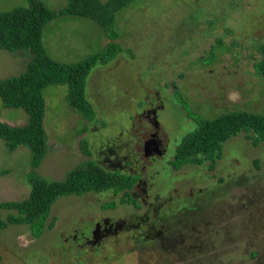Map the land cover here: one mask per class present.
I'll list each match as a JSON object with an SVG mask.
<instances>
[{
    "label": "rangeland",
    "instance_id": "374dc122",
    "mask_svg": "<svg viewBox=\"0 0 264 264\" xmlns=\"http://www.w3.org/2000/svg\"><path fill=\"white\" fill-rule=\"evenodd\" d=\"M114 30L120 36L118 42L129 50L110 64L97 66L90 75L87 92L96 108L94 121L85 124L81 114L69 107L67 86L46 89L49 149L36 170L38 175L64 181L71 171L89 160L99 162L102 150L112 148L134 163L152 194L156 186L150 175L155 168L145 145L156 131L155 119L163 145L173 148L175 155L183 138L197 128V116L212 119L230 111L264 114V78L254 71L257 48L264 44V0H136L118 14ZM101 32L87 58L107 48V33ZM19 74L13 64L0 66V77ZM0 114L3 121L14 123L16 114L26 113L3 108L0 99ZM85 142L91 158L82 153ZM18 149L10 152L0 141V172H9L0 176V203L20 202L29 196L31 152L26 147ZM173 168L171 163L168 172L180 189L188 191L215 189L219 177L232 181L233 196L215 208L225 210L224 204H231L237 215L226 212L223 221L239 224L244 204L250 202L248 211L258 214L253 220L264 223L259 216L264 215V142L254 147L244 134L229 140L212 172L208 163L186 166L176 173ZM100 199L93 192L58 199L49 219L54 228L39 238L32 236L27 225L0 228V264H137L134 255L108 261L80 257L77 242L83 234L89 235L102 209H115L110 204L103 208ZM11 214L15 212L0 209L3 221ZM238 231L236 242L226 243L220 251L225 257L211 254L203 261L189 258L186 264H264V224ZM252 252L259 256L253 258Z\"/></svg>",
    "mask_w": 264,
    "mask_h": 264
},
{
    "label": "trees",
    "instance_id": "16d2710c",
    "mask_svg": "<svg viewBox=\"0 0 264 264\" xmlns=\"http://www.w3.org/2000/svg\"><path fill=\"white\" fill-rule=\"evenodd\" d=\"M136 0H69L59 11L48 8L40 0H28V6L11 12L0 13V50L15 53L30 51L33 60L26 71L8 79H0V99L3 108L23 110L28 122L23 127H11L0 122V140L10 152L26 147L31 152L32 172L27 175L30 185L29 196L20 202L0 203V209L15 212L6 221L0 218V228L9 225H27L34 238L52 230L49 223L53 205L58 199L82 196L87 193L113 192L115 195L133 185V179L107 171L94 160L71 171L64 181H50L38 175L48 154V136L45 128L46 97L49 87L67 86V102L76 113L81 114L85 124L97 117L96 108L88 97L87 87L91 73L101 65L114 61L125 50L118 42L115 32L118 14ZM76 17L89 19L103 28L108 36L107 48L77 63H62L54 60L42 43L45 27L58 18ZM258 50L254 63L256 75L264 78V44ZM131 55L133 56L131 50ZM1 115V114H0ZM197 128L185 136L177 149L175 168L187 165L209 164L214 171L222 159L224 145L231 139L244 134L254 147L264 142V114L249 111H230L212 119L197 116ZM82 153L91 158L89 143L85 142ZM0 172V176L8 175Z\"/></svg>",
    "mask_w": 264,
    "mask_h": 264
},
{
    "label": "flooded vegetation",
    "instance_id": "af4514ba",
    "mask_svg": "<svg viewBox=\"0 0 264 264\" xmlns=\"http://www.w3.org/2000/svg\"><path fill=\"white\" fill-rule=\"evenodd\" d=\"M154 128L156 131L151 134L152 140L145 145L147 156L155 168L150 175L154 181L152 186H156L152 194L143 176L133 167V162L121 158L112 148L102 150L101 160L96 163L132 178L133 185L117 195L110 191L98 193L103 208L110 204L115 209H108V206L102 209L89 235L83 234L82 240L77 242L81 249L79 252L83 254L80 257L108 261L134 255L139 264L156 261L160 264H186L189 258L203 261L210 259L211 254L220 255L226 243H235L238 229L247 232L248 229L251 231L252 224H264L253 220V216L258 214L248 211L250 202L244 204L245 215L239 224L222 220L226 212L230 216L237 215L231 204H224L225 210L215 208L216 203L221 204L233 196L232 181L226 178H216L215 189H180L168 168L173 163V172L176 173L186 166L175 168L177 150L173 155V148L163 145L156 119ZM174 185L176 188L169 189ZM259 216L264 217L262 214ZM222 254L225 257L226 254ZM251 256L257 258L259 253L252 252Z\"/></svg>",
    "mask_w": 264,
    "mask_h": 264
},
{
    "label": "crops",
    "instance_id": "0c3cea01",
    "mask_svg": "<svg viewBox=\"0 0 264 264\" xmlns=\"http://www.w3.org/2000/svg\"><path fill=\"white\" fill-rule=\"evenodd\" d=\"M40 1L54 11L64 9L69 2V0ZM27 6L28 0H0V13L11 12L15 9L25 8ZM102 29L103 28L89 19L76 17L58 18L45 27L42 43L48 54L54 60L71 64L78 60L83 61L87 59L86 54L88 49L93 47L94 40L96 37L100 36ZM108 42L109 40H107V43ZM33 58L30 51H17L11 53L0 50V66L9 67L13 64L20 70L19 75L26 71ZM11 77H0V79H8ZM0 122L11 127H23L28 122V115L25 114V116H23V114H16L14 123H11L12 121H3L0 115ZM20 148L21 147H19V149Z\"/></svg>",
    "mask_w": 264,
    "mask_h": 264
}]
</instances>
